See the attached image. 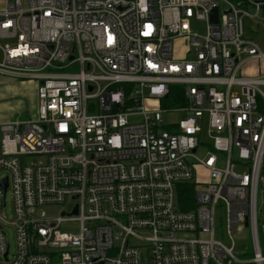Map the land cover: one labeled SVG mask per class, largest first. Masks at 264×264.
<instances>
[{"label": "built area", "instance_id": "2783aa9c", "mask_svg": "<svg viewBox=\"0 0 264 264\" xmlns=\"http://www.w3.org/2000/svg\"><path fill=\"white\" fill-rule=\"evenodd\" d=\"M254 19L264 0H0V78L35 92L33 118L0 121V264H264V72L241 74L264 60Z\"/></svg>", "mask_w": 264, "mask_h": 264}, {"label": "rangeland", "instance_id": "374dc122", "mask_svg": "<svg viewBox=\"0 0 264 264\" xmlns=\"http://www.w3.org/2000/svg\"><path fill=\"white\" fill-rule=\"evenodd\" d=\"M223 10V7H221ZM245 35L244 39L255 42L261 52L264 54V26L259 22L258 19L254 20H245ZM192 29L198 32H204L206 24L202 21H196L191 24ZM180 51V49L178 48ZM177 47L175 46L174 55L176 53ZM181 52V51H180ZM264 72V60L261 61H252L247 63L241 71V74L246 77L257 76ZM33 85L31 83H20L18 81H10L0 78V121L6 119H30L35 115V92ZM167 104L165 103L163 107ZM149 109V108H148ZM183 114L180 112H173L170 114H165L163 116L164 123H176L178 122ZM138 117H133L130 119V122H138ZM207 149V148H205ZM204 155V150L200 149L197 152V157L202 158ZM4 174L0 173V181L4 178ZM206 177L204 175L197 176L195 178L198 182H204ZM5 208L2 209V215L7 223L12 220V204L10 200V192L7 191L5 198ZM69 202H67V205ZM68 209L67 206H55L45 208L44 211L47 216L50 217H59L64 210ZM264 214V192L260 188L257 195V218L259 221L258 232L260 237L264 236L263 228V218ZM222 214L218 211L216 215V230H220V223L222 222ZM62 231L67 233H77L78 225L65 224L62 226ZM4 231L6 233L5 240L9 244V253L12 255L15 250V240L13 230L9 225L4 226ZM235 238V251L236 253L242 252L244 249H249V235L245 231L236 232L234 234Z\"/></svg>", "mask_w": 264, "mask_h": 264}, {"label": "trees", "instance_id": "16d2710c", "mask_svg": "<svg viewBox=\"0 0 264 264\" xmlns=\"http://www.w3.org/2000/svg\"><path fill=\"white\" fill-rule=\"evenodd\" d=\"M173 103L174 104H181L182 100L180 99V97H174L173 99ZM183 191V193H182ZM194 188L192 185H184L181 189V194H179V202H181L182 204L186 203L187 204L184 206L182 205L181 208L182 209H189L192 208L194 206Z\"/></svg>", "mask_w": 264, "mask_h": 264}, {"label": "water", "instance_id": "95a60500", "mask_svg": "<svg viewBox=\"0 0 264 264\" xmlns=\"http://www.w3.org/2000/svg\"><path fill=\"white\" fill-rule=\"evenodd\" d=\"M209 18H210V22H211L212 24H216V23H217V9H213V10L211 11V13H210V17H209ZM1 187H2V190H3L4 192H6V190H7V180H6V179H4V180L2 181ZM72 214H73V215H76V207L74 208Z\"/></svg>", "mask_w": 264, "mask_h": 264}, {"label": "crops", "instance_id": "0c3cea01", "mask_svg": "<svg viewBox=\"0 0 264 264\" xmlns=\"http://www.w3.org/2000/svg\"><path fill=\"white\" fill-rule=\"evenodd\" d=\"M175 44H176V47H177V48H180V47L182 46L180 41H176ZM177 50H178V49H177ZM176 53H177V54L179 53L177 56H180V55H181V52H180L179 50L176 51Z\"/></svg>", "mask_w": 264, "mask_h": 264}]
</instances>
